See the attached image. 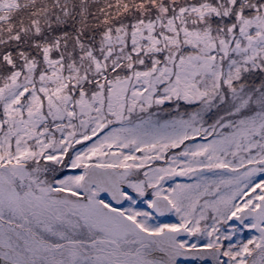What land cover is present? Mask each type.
Wrapping results in <instances>:
<instances>
[{"label": "snow or ice", "instance_id": "snow-or-ice-1", "mask_svg": "<svg viewBox=\"0 0 264 264\" xmlns=\"http://www.w3.org/2000/svg\"><path fill=\"white\" fill-rule=\"evenodd\" d=\"M0 264H264V0H0Z\"/></svg>", "mask_w": 264, "mask_h": 264}]
</instances>
